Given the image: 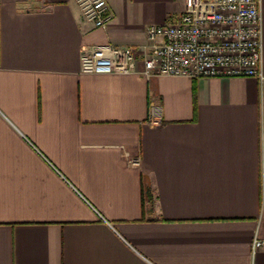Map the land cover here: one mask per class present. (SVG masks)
<instances>
[{
	"label": "crops",
	"instance_id": "obj_1",
	"mask_svg": "<svg viewBox=\"0 0 264 264\" xmlns=\"http://www.w3.org/2000/svg\"><path fill=\"white\" fill-rule=\"evenodd\" d=\"M108 2L0 0V264H264V0L262 76L197 78L140 72L187 0ZM107 43L138 71H82Z\"/></svg>",
	"mask_w": 264,
	"mask_h": 264
},
{
	"label": "built area",
	"instance_id": "obj_2",
	"mask_svg": "<svg viewBox=\"0 0 264 264\" xmlns=\"http://www.w3.org/2000/svg\"><path fill=\"white\" fill-rule=\"evenodd\" d=\"M83 18L106 28L113 18L108 0H75ZM260 0H187L173 21L146 28L149 43L140 71L152 75L262 76ZM139 51L112 43L84 47L81 69L93 73L138 71ZM158 122L154 111L150 118ZM264 248L255 237L252 253Z\"/></svg>",
	"mask_w": 264,
	"mask_h": 264
}]
</instances>
